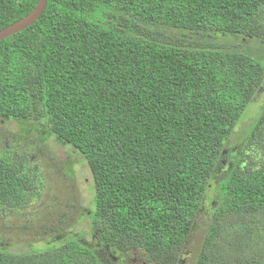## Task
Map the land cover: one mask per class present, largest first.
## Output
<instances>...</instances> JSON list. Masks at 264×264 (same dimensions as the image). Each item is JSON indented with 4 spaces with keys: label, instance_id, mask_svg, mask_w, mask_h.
<instances>
[{
    "label": "trees",
    "instance_id": "obj_1",
    "mask_svg": "<svg viewBox=\"0 0 264 264\" xmlns=\"http://www.w3.org/2000/svg\"><path fill=\"white\" fill-rule=\"evenodd\" d=\"M38 1L0 0V31ZM0 120L77 149L98 243L2 248L0 264H179L213 182L196 264H264V0H48L0 41ZM17 154L0 153L8 216L42 177Z\"/></svg>",
    "mask_w": 264,
    "mask_h": 264
},
{
    "label": "rangeland",
    "instance_id": "obj_2",
    "mask_svg": "<svg viewBox=\"0 0 264 264\" xmlns=\"http://www.w3.org/2000/svg\"><path fill=\"white\" fill-rule=\"evenodd\" d=\"M252 114L253 111L248 116ZM31 121L0 120V153L14 150L20 161L22 156L29 154L31 165L38 166L42 175L37 178L34 173L29 174L30 181L34 180L40 189L37 191L34 184L30 188L26 198L28 204L20 210L24 214L18 212L8 216L7 211L0 212V249L8 248L12 253L23 254L57 244L71 235L82 238L86 245L98 246L91 236L89 214L93 208L94 182L87 163L76 148L58 142L54 136L46 142L41 141L42 135L34 129L33 122L38 123ZM248 122L245 120L246 124ZM242 130L238 129L236 134ZM219 185L220 182L211 183L207 195L210 202L205 201L179 264H196V255L217 206L215 192L220 193Z\"/></svg>",
    "mask_w": 264,
    "mask_h": 264
},
{
    "label": "water",
    "instance_id": "obj_3",
    "mask_svg": "<svg viewBox=\"0 0 264 264\" xmlns=\"http://www.w3.org/2000/svg\"><path fill=\"white\" fill-rule=\"evenodd\" d=\"M48 0H39L35 9L26 17L0 31V41L32 26L43 15Z\"/></svg>",
    "mask_w": 264,
    "mask_h": 264
}]
</instances>
